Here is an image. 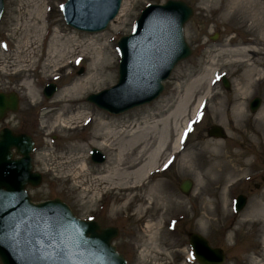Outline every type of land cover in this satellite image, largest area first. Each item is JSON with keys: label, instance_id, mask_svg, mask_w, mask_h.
Wrapping results in <instances>:
<instances>
[{"label": "rangeland", "instance_id": "1", "mask_svg": "<svg viewBox=\"0 0 264 264\" xmlns=\"http://www.w3.org/2000/svg\"><path fill=\"white\" fill-rule=\"evenodd\" d=\"M36 1L5 0L0 18V90L18 93L19 108L8 117L15 118L24 114L25 123L19 128H24L33 136L37 148L33 152L34 169L42 173L40 184L27 187L32 199L39 201L59 197L67 202L76 216L83 219L92 216L101 226L117 227L119 231L112 243L125 256L128 264H155L161 260L192 264L184 259L191 233H198L211 246L221 248L225 254L222 264L264 263V221L259 208H256V203H264V114L260 111L264 108V49L254 48L257 52L249 63H239L234 60L237 56L219 47L227 42L236 44L244 39L260 43L261 39L264 41V0H239L238 9L232 17L223 15L229 0H183L193 9L183 27L184 38L192 49L190 56L176 63L156 99L118 115L108 116L94 109L95 106L87 100V96L116 83L119 36L130 33L134 21L147 4L167 1L122 0L123 12L118 19L122 23L119 29L116 33L111 30V23L116 24L112 20L101 30L105 36L108 35L109 44L115 51L114 58L98 64L96 68L99 80L106 81L91 89L81 104L85 114L91 116V121L85 125L82 120L73 130L59 126L54 133L48 132L53 116L47 114L44 107L56 91L88 70L90 59L85 54L81 61L60 70H55L53 64L48 65L56 60L47 53L52 30L57 29L60 35L56 39L57 44H61L63 38H68V49L87 48L89 37L97 32L88 33L67 26L60 9L65 0H45L43 31L39 30L34 24L38 21L35 13L42 9L35 8ZM213 34H217L215 40L211 39ZM99 38L97 41L102 43L103 39ZM27 40L30 47H24ZM202 41L206 43V49L199 50L198 44ZM35 45L38 47L33 48ZM27 53L30 56L29 62H26L29 59ZM207 60H212L213 65L209 66ZM205 65L211 68L210 74L200 86L201 90L196 94L192 106L196 105L200 94L209 90L205 97L208 101L205 119L188 136L186 148L175 157L172 165L156 174L164 182L166 192L158 191V194L152 195V200L146 205L150 207L147 213L144 206L138 209L139 201L136 198L129 206H124L126 199L122 193L114 194L108 189L110 192L102 194L106 185L96 180V171H101L105 162L109 161L107 154L112 158L109 163H113L117 148L115 143L119 138L122 139L123 130H144L146 123L164 115L183 94L189 79L201 74ZM213 67L227 71L229 89H224L221 83L210 85ZM81 68L83 71L79 73ZM23 80L37 87L41 102L27 97ZM48 82L56 85L51 98L44 97L41 91ZM244 83L250 86L248 90L242 91L240 88ZM249 95L260 97L259 107L255 112L241 108L243 113L236 119L232 112L234 107H241ZM157 99L159 102H154ZM192 111L188 112V117ZM102 121L107 124L96 133L95 129ZM12 124V127L18 128L15 121ZM44 124L48 126L45 128ZM212 125L221 126L226 135L221 138L209 135ZM105 128L110 131L104 132ZM102 137L106 139L101 149L106 159L100 163L91 162V142L94 139L99 142ZM207 143H214L210 148L212 151L205 149ZM214 154L219 156L212 161L216 165L215 170L207 172L209 156ZM85 159L87 169L82 170L80 164ZM230 173L234 176L229 179ZM184 178L192 181L188 194L179 190V184ZM239 194L245 197V203L239 213L235 214L231 199ZM137 209L138 215L137 212L132 215ZM147 223L152 227L151 237L145 226Z\"/></svg>", "mask_w": 264, "mask_h": 264}, {"label": "water", "instance_id": "2", "mask_svg": "<svg viewBox=\"0 0 264 264\" xmlns=\"http://www.w3.org/2000/svg\"><path fill=\"white\" fill-rule=\"evenodd\" d=\"M101 1L104 0H66L62 6L63 16L68 24L80 30L105 29L109 20L117 13L121 0H106V10L102 7ZM2 9L3 0H0V15ZM192 13V8L181 0L148 4L136 20L133 32L120 37L118 41L120 61L117 83L97 94H90L87 100L96 103L99 107L119 113L156 98L163 90L162 80L168 77L175 63L191 53L181 32L182 26ZM98 14L103 17L96 18ZM148 30L157 38L145 43L138 41V34L148 33ZM171 41L172 46H170ZM158 42L161 46L153 47ZM149 51L155 54L156 65L159 67L151 74L147 59L152 57ZM130 76L142 81L143 95H135L140 84L130 81ZM122 83L126 84V93L119 90ZM224 83L228 88V83ZM55 90L56 86L49 84L44 91L45 96L50 97ZM116 92L118 95H115ZM121 92L126 95L131 94L133 97L122 99ZM17 109L18 95L15 92L0 93V118L6 110L14 112ZM209 134L224 136L218 126H212ZM13 147L21 155L20 158H12ZM32 149L33 141L29 135L14 134L8 129L0 131V261L2 264H125L123 255L116 252L115 246L111 244L112 238L119 231L117 228L100 227L96 221L87 222L77 219L68 206L59 199L36 204L30 200L25 186L27 184L36 186L41 180L38 172H32L30 156ZM94 152L96 154L95 157L93 156L94 161L103 160L100 152L95 149ZM13 169H17V175H20L15 188L9 183L12 180L10 170ZM191 186L192 181L184 179L180 184V190L187 194ZM244 202L245 198L240 196L238 209ZM191 242L193 244L198 242L200 253L204 249L205 254L214 257H211L212 260H207L198 254L199 264H221L224 261L222 250L209 246L206 239L200 235L192 234Z\"/></svg>", "mask_w": 264, "mask_h": 264}, {"label": "bare ground", "instance_id": "3", "mask_svg": "<svg viewBox=\"0 0 264 264\" xmlns=\"http://www.w3.org/2000/svg\"><path fill=\"white\" fill-rule=\"evenodd\" d=\"M105 1L106 0L101 2L103 3L102 7L106 10L107 5ZM238 1L239 0H229L223 10V15L232 17V14L235 13L238 9L237 8ZM40 7L42 10L39 13L38 12L35 13V19H37L38 21H36L34 24L36 25V28H40L39 30L43 31L42 28L44 26V22L42 18L45 8V0L36 1L35 8L40 10ZM102 7L101 10L103 9ZM122 12H123V3L120 6L117 16H115L114 19H112L116 22V24L111 23L110 25L112 28L111 30L113 32L117 31L120 26L119 24L122 23V21H118ZM259 16H262V14ZM102 17L103 15L98 14V17L96 18L101 19ZM102 32L103 31H99V32L97 31V33H95L93 37H89V44L87 48L77 49V47H73L68 49L67 48L68 38L62 37L64 39L63 42L61 44H57L56 39L58 40L60 35L57 33V29L52 30L51 38L48 42L47 53L49 52L50 56L56 58L57 62H55L56 60L53 62L51 61L50 63H48V65L53 64L55 70H60L68 66L70 67V65L73 64L74 62L84 59L85 54L89 55L88 57L90 59L89 60L90 65L88 66L89 67L88 70L83 75L74 77L73 81L70 82L69 85L65 86L61 90L59 89L58 91H56V93L51 98V100L49 99V101L45 105L44 110H46L47 114H51V117L53 116L52 118L53 122L50 128H48V132L51 131L50 133L52 132L54 133L55 131L58 130L57 128L59 126L61 128H68L73 130L74 128H77L79 124H81L80 122H82V120L86 119L87 113L85 114V111L81 107L84 96L87 93H89L91 89L101 86L102 83H105L106 81L104 79L99 80V73L96 70V68H98V64L102 62H106L111 57L112 58L115 57V51L112 50V45L109 44V41L107 39L108 35L105 36ZM98 37H100L99 39H103L102 43L97 41ZM155 38L157 37L152 35V33L149 30L148 33L146 32L140 35L138 34V41H144V43L145 41H149ZM170 43H171L170 46H172L173 42L171 41ZM28 44H30L28 43V40L25 41L24 47L25 46L30 47V45ZM263 44L264 41L262 39H261V43L255 42L252 39L248 44L245 45H241V44L239 45V43L234 45V44H229L227 42L226 44H223L219 47L221 48L222 51L231 52L232 56H237V58L234 59L236 62L249 63V60H251L253 55H255L257 52L254 50V48L264 49ZM154 46L160 47L161 43L158 42V44L153 45V47ZM37 47L38 45L33 46V48H37ZM219 47L217 49H220ZM156 50L158 51L159 49ZM149 53L151 52L149 51ZM151 55L152 57H147L148 69L150 74L151 72L159 68L156 65L157 60L154 58L155 54L152 52ZM246 56H248V58H246ZM26 57L29 58L26 60V62H29L30 56L28 53ZM212 60L206 61L209 66L213 65ZM90 66H93L95 68ZM207 67L208 66L205 65L203 72H200L201 74L191 77L189 79V82L186 83L183 89V94L179 96V98L174 103V105L171 108H169L164 115H161L159 117L157 116L156 118L154 117V119L157 120H154L153 122L151 121L150 123H146V126L143 127L144 130L137 131L136 129H134V131H129V132H127L129 129L123 130V133H121L122 139L119 138V140L115 143L117 145V148H115V153H114L115 157L113 163H109L110 160H112V158L110 154H107L108 156L107 160L109 161H107V163L105 162L106 165H104L101 168V171H96L97 173L96 180L100 181L101 183L103 182L106 185L105 187H103L104 191L110 189L114 194L122 193L123 195H125L126 200L125 203H123L124 206H129V203L135 200L136 198L137 201H139L138 209H140V206L142 207L144 206L145 208L144 210H146L145 212L147 213L150 207L146 205L150 203V200H152L150 199L152 195L158 194V191L166 192L165 184L162 181V179L157 178L158 175L156 176L157 174L156 172H158L161 164L165 160H167L169 155L173 152H176L177 149L179 148V144H180L179 139L182 132L185 130V124L188 119L187 116L188 112H190V110L192 109L193 110L192 113H193L196 106L203 99L204 95L206 96L209 92L208 90L204 92V94H200L197 98L198 99L197 102L195 103L196 105L192 107L193 102L197 96L196 94L199 93V91L201 90L200 86L203 85L202 83L204 82L206 76L210 74L211 68L210 67L207 68ZM23 70L24 73H27L26 69ZM44 77H48V76H44ZM135 78L136 77L134 76H130V81L132 80V82L134 83L137 82L140 84L138 90L137 91L135 90L136 91L135 95H141V94L143 95L144 92L142 90V81L140 79L138 81V79ZM144 83H146V80H144ZM22 84L25 88L26 91L25 94L27 95L28 98L30 97L34 101L38 100V102L42 101V99L39 100V90L35 85H32L28 80H23ZM125 86L126 84L122 83L119 90H122L124 91V93H126ZM249 86H250L249 84L247 85V83H244L243 87H241L240 89L242 91L248 90ZM131 91L132 94H134L133 88H131ZM115 95H118L117 92L115 93ZM121 97L122 99H131L129 97H133V96H131V94L126 95L121 92ZM242 99H244V97ZM158 100L159 99H157V101L154 102H159ZM244 102L246 101L244 100ZM244 105L242 103L241 107L240 105H236L234 107L232 111L233 117L237 119L240 117V114L242 115L243 113L242 109L244 110ZM260 111L261 114H264V108ZM66 112L68 114L64 115ZM105 124L107 123L105 121H102L99 127L95 129V132L98 133L101 130L100 127H105L104 126ZM47 126L48 125L45 124L43 125V127L45 128ZM109 131H110L109 128H105L104 130V132H109ZM94 135L95 138L96 134L94 133ZM105 140L106 139L102 137L101 141L96 142L94 139L92 140L91 143L93 146H97L100 149H102L104 147ZM213 146L214 143L213 144L207 143L204 145V147H206L205 149H208L210 151H212V149L210 148ZM168 149L169 152H167L166 154V151ZM165 154L166 156H164ZM228 157L230 156L228 155ZM217 158H219L217 154L209 156L208 160H210V164L206 167L207 172L209 171L213 172L215 170L216 165L213 164L212 161H214ZM80 167L82 170L87 169L86 159L81 162ZM233 173L229 174L228 176L229 179L234 176ZM17 174H18L17 169L15 170L13 169V171L10 170V178L12 177L11 178L12 180L9 181V183L12 184L11 186L14 188L17 186V182H19L20 180V175ZM210 175L214 176V174H210ZM77 177L78 176H74L73 178H77ZM257 207L259 208V214L262 220L264 221V203L263 202L256 203V208ZM138 209L135 212H133L132 215H136V212L138 215L139 213ZM145 226L147 227V231L149 232V237H151L152 227L149 225V223H147ZM263 242H264V238H263ZM194 244H196L195 251L197 254H201L207 260H212V258H214L212 256H208L207 254H205L204 249L203 252L200 253L199 250L200 245L198 244V242H194ZM257 264H261V263L257 262Z\"/></svg>", "mask_w": 264, "mask_h": 264}, {"label": "flooded vegetation", "instance_id": "4", "mask_svg": "<svg viewBox=\"0 0 264 264\" xmlns=\"http://www.w3.org/2000/svg\"><path fill=\"white\" fill-rule=\"evenodd\" d=\"M250 42V40H247V39H244V40H241V42H238L239 43V45L241 44V45H245V44H248ZM229 44H234V45H236L235 43H232V42H229ZM227 76V75H226ZM256 95H253V96H250L248 99H246V102H243V105H244V103H245V105H244V109L245 108H247V109H249V111H250V104H251V101H252V99L255 97ZM259 99H260V97H259ZM106 115H108V116H110L108 113H105ZM206 114V113H205ZM10 115V113H7L6 114V116L4 117V120L0 123V129H2L3 127H10V128H12L13 130H15L16 132H21V133H24V132H26L25 131V129L24 128H19V127H21V126H23L24 125V123H25V120H24V114H22V115H20V116H17V117H8ZM205 119V116H204V118H203V120ZM203 120L199 123V124H201L202 122H203ZM14 121H15V123H17L18 124V128H14V127H12V123H14ZM198 124V125H199ZM198 125H197V127H198ZM185 148H186V146H185ZM178 247H176V249H177ZM176 263V261L175 262H173L172 264H175Z\"/></svg>", "mask_w": 264, "mask_h": 264}]
</instances>
